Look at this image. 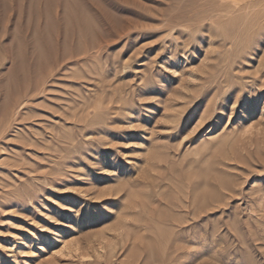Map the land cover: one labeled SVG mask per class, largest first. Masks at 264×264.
Segmentation results:
<instances>
[{
	"label": "rangeland",
	"instance_id": "rangeland-1",
	"mask_svg": "<svg viewBox=\"0 0 264 264\" xmlns=\"http://www.w3.org/2000/svg\"><path fill=\"white\" fill-rule=\"evenodd\" d=\"M222 1L0 0V264H264V17Z\"/></svg>",
	"mask_w": 264,
	"mask_h": 264
},
{
	"label": "bare ground",
	"instance_id": "bare-ground-1",
	"mask_svg": "<svg viewBox=\"0 0 264 264\" xmlns=\"http://www.w3.org/2000/svg\"><path fill=\"white\" fill-rule=\"evenodd\" d=\"M222 2H219L220 5L223 4L220 9L223 12H225V14L231 15L236 10L243 11V10L252 9V11L255 13V15L258 19L264 17V1H263V3H261L258 0H251V1L246 2L245 4L241 3L238 6H237V2H234V0H231L230 2H226V1H222ZM215 6H217V5H215ZM221 10L217 11V14H219L221 12ZM222 16H225V15H222ZM227 18H228V16H227Z\"/></svg>",
	"mask_w": 264,
	"mask_h": 264
}]
</instances>
